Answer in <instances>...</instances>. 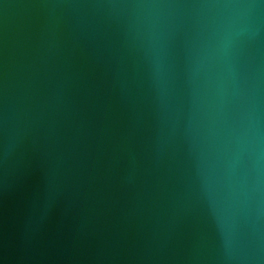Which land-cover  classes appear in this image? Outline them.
Wrapping results in <instances>:
<instances>
[{
    "label": "water",
    "instance_id": "95a60500",
    "mask_svg": "<svg viewBox=\"0 0 264 264\" xmlns=\"http://www.w3.org/2000/svg\"><path fill=\"white\" fill-rule=\"evenodd\" d=\"M0 264H264V0H0Z\"/></svg>",
    "mask_w": 264,
    "mask_h": 264
}]
</instances>
